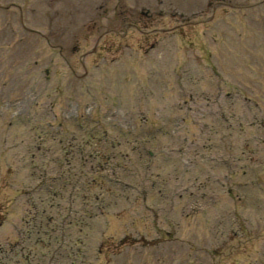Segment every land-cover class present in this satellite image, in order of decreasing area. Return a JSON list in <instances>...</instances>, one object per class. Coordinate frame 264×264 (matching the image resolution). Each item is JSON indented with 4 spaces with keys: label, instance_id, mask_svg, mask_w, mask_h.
<instances>
[{
    "label": "rangeland",
    "instance_id": "1",
    "mask_svg": "<svg viewBox=\"0 0 264 264\" xmlns=\"http://www.w3.org/2000/svg\"><path fill=\"white\" fill-rule=\"evenodd\" d=\"M51 261L264 264V0H0V264Z\"/></svg>",
    "mask_w": 264,
    "mask_h": 264
}]
</instances>
